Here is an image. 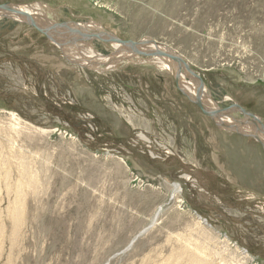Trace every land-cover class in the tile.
<instances>
[{
  "label": "rangeland",
  "instance_id": "obj_1",
  "mask_svg": "<svg viewBox=\"0 0 264 264\" xmlns=\"http://www.w3.org/2000/svg\"><path fill=\"white\" fill-rule=\"evenodd\" d=\"M35 4L72 29L56 40L106 57L74 24L173 48L225 114L264 126V0H0ZM106 67L0 19V264H264L263 144L153 64Z\"/></svg>",
  "mask_w": 264,
  "mask_h": 264
},
{
  "label": "bare ground",
  "instance_id": "obj_2",
  "mask_svg": "<svg viewBox=\"0 0 264 264\" xmlns=\"http://www.w3.org/2000/svg\"><path fill=\"white\" fill-rule=\"evenodd\" d=\"M11 8L14 9V13L0 12V19L2 17H7V16L15 19H20L22 23L24 22V24L26 25L37 28V30L41 31V33H43L46 37H48L46 34H53L51 33V29L70 30L69 32L70 33L72 32L71 31L72 29L67 28L68 26L63 27L62 25H58L55 22H52L51 24H49V22H45V20H43L41 16L46 17L47 15L45 14H47L48 9L46 8V6L42 4L21 5V6H14ZM36 18L38 19L36 20ZM74 26L77 27V30H74L73 32L82 35V37L83 35H86L89 40L91 39L95 40L92 38V36H97V37L100 36L101 38H99L98 40L100 39L105 40L106 42L111 44L114 47V51H115L114 53H116V55L112 54L111 56L106 57L100 54L99 52H97V50L91 46L78 44L80 41L77 38H74L72 39V41H67V42H63V41L59 42L58 39H57L58 42H55L49 38V40L53 44L59 47V49L64 54V57L68 60V62L74 63V65H78V67L80 68H85L89 70L94 69V70H98V72L104 71V69H101V67L103 66H107L105 70H110V69L112 70L114 68H117L121 62H125V61L128 63L130 61L139 64H153L161 72L171 74L173 78L176 80V84L178 85L181 93L189 101L193 102L196 105H200L202 112H204V110H207L208 112L212 113V115H210L209 118H211L216 124L233 132L238 130L239 133H244L247 136L254 137L258 139L262 144H264V128L262 127L263 120L257 118L254 115L252 116L251 114L246 115L244 113V110L237 106H234L233 108L230 109L234 111L236 110L241 111L249 122L247 124H242L232 119V117L230 116L231 113H229L228 115L225 114L226 111L222 110L217 105L215 100H213L210 96L206 94L205 88L204 87L203 89L201 88L199 79L195 76V72L192 71L191 69L190 70L185 69L182 64L178 63L177 61L167 56H162V57H158L154 55L145 56L143 54H152V52L146 51L144 47H143L145 50L144 52L141 51L140 49L136 51L132 48L131 49L128 48L129 50H127L126 49L127 46L119 45L116 42V38H114L109 32L105 31L101 26H98L95 23H89L86 25L74 24ZM95 31L97 32L96 34L94 33ZM150 47H151L150 50L154 49L168 54L173 53L171 52L172 51L171 48L168 46L156 47V48L155 46H150ZM123 49H125V51H122ZM231 112L234 113L233 111Z\"/></svg>",
  "mask_w": 264,
  "mask_h": 264
},
{
  "label": "water",
  "instance_id": "obj_3",
  "mask_svg": "<svg viewBox=\"0 0 264 264\" xmlns=\"http://www.w3.org/2000/svg\"><path fill=\"white\" fill-rule=\"evenodd\" d=\"M11 7H14V6H12V5H6V6H2V7H0V12L1 13H3V12H6V13H11V12H13L14 13V9H12ZM48 33V32H47ZM47 36H48V38H50L51 40H53V41H55V42H58L55 38H54V36L52 35V34H46ZM92 38L93 39H99V38H101L100 36H92ZM101 40V39H100ZM116 42L119 44V45H123V46H127V47H130V48H132V49H134V50H136V51H138V49H139V47L140 48H143V47H145V48H147V46H155V48L156 47H167L166 45H164V44H161V43H158V42H156L155 40H152V39H145V40H142V41H140V42H137V43H134V42H128V41H126V42H124V41H122V40H118V39H116ZM172 51L171 52H173L172 54H168V53H165V52H160V51H155V52H153L152 54H143V55H145V56H147V55H154V56H158V57H162V56H167V57H170L171 59H173V60H175V61H177L178 63H180V64H182L183 66H184V68L185 69H187V70H192V68H191V66H190V64L185 60V58L183 57V56H181L177 51H175V50H173V49H171ZM193 71V70H192ZM195 76L199 79V81H200V86H201V88L203 89V87H204V84H203V81L201 80V78L199 77V76H197L196 74H195ZM199 106V108H201L200 107V105H198ZM236 106V105H235ZM237 107H239V106H237ZM231 108H233V107H231ZM204 110V109H203ZM206 116H210V115H212V113H210V112H208L207 110H204V112H203ZM244 113L246 114V115H249L250 113L249 112H247V111H244ZM263 128H264V126H262ZM256 139V138H255ZM256 140H258V139H256ZM259 141V140H258ZM260 142V141H259ZM264 145V144H263ZM262 145V146H263ZM264 147V146H263Z\"/></svg>",
  "mask_w": 264,
  "mask_h": 264
}]
</instances>
